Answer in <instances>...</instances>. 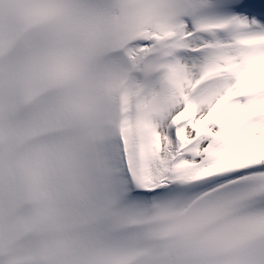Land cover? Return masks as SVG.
Instances as JSON below:
<instances>
[{"label": "snow or ice", "instance_id": "6c2138e0", "mask_svg": "<svg viewBox=\"0 0 264 264\" xmlns=\"http://www.w3.org/2000/svg\"><path fill=\"white\" fill-rule=\"evenodd\" d=\"M37 2L56 20L37 37L34 71L68 75L78 92L62 113H95L120 85L142 105L139 129L131 110L96 145L106 219L85 264H264V156L197 178L264 143V0ZM4 249L0 238V264H39Z\"/></svg>", "mask_w": 264, "mask_h": 264}, {"label": "bare ground", "instance_id": "6f19581e", "mask_svg": "<svg viewBox=\"0 0 264 264\" xmlns=\"http://www.w3.org/2000/svg\"><path fill=\"white\" fill-rule=\"evenodd\" d=\"M133 127L140 128V113L136 114V119ZM264 156V143L262 144H252L241 146L231 153L227 154L226 158L224 156L219 160V162L210 169H206L199 173L197 178L204 175H212L219 171H225L229 168L241 166L256 157Z\"/></svg>", "mask_w": 264, "mask_h": 264}]
</instances>
